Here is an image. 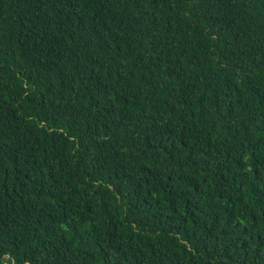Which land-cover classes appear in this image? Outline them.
<instances>
[{
    "label": "trees",
    "instance_id": "16d2710c",
    "mask_svg": "<svg viewBox=\"0 0 264 264\" xmlns=\"http://www.w3.org/2000/svg\"><path fill=\"white\" fill-rule=\"evenodd\" d=\"M0 264H264V0H0Z\"/></svg>",
    "mask_w": 264,
    "mask_h": 264
}]
</instances>
